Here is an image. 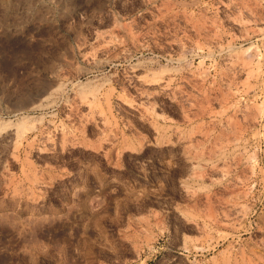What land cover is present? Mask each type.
Wrapping results in <instances>:
<instances>
[{
	"label": "rangeland",
	"instance_id": "rangeland-1",
	"mask_svg": "<svg viewBox=\"0 0 264 264\" xmlns=\"http://www.w3.org/2000/svg\"><path fill=\"white\" fill-rule=\"evenodd\" d=\"M0 264H264V0H0Z\"/></svg>",
	"mask_w": 264,
	"mask_h": 264
}]
</instances>
